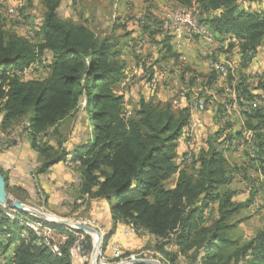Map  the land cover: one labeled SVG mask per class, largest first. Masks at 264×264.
I'll list each match as a JSON object with an SVG mask.
<instances>
[{"label":"trees","instance_id":"16d2710c","mask_svg":"<svg viewBox=\"0 0 264 264\" xmlns=\"http://www.w3.org/2000/svg\"><path fill=\"white\" fill-rule=\"evenodd\" d=\"M40 1L44 11L36 41L0 23L1 127L28 115L30 145L41 158L38 173L70 155L77 163L80 194L107 202L114 226L121 222L153 236L155 250L166 264H177L179 257L186 264H264V228L242 244L228 236L236 225L232 218L243 204L235 203L234 191L227 188L241 169L228 165L225 147L243 140L247 163L264 175V106L243 109L244 102L256 98L251 88L243 86L236 99L229 100V106L236 103L245 117L243 134L234 135L227 122L209 134L205 147L181 168L177 148L187 138L189 108L175 109L171 101L162 104L141 97L125 118L123 96L115 91L127 73L120 50L87 25L62 19L58 12L62 0ZM167 1L185 9L195 6L198 22L216 39L235 36L242 56L257 51L264 41V6L249 10L240 8L239 0ZM142 29L151 40L159 33L154 24ZM153 42L160 59L177 58L171 37ZM35 63L46 68L44 77L25 79L18 73ZM218 79L214 68L208 83L212 86ZM79 114L86 136L82 143L69 151L63 146L65 139L56 145L42 141L49 129ZM175 173L174 185L168 186ZM20 219L67 231L62 225L0 206V264H73L68 253L75 239L71 232L52 252ZM85 239L90 247L89 237Z\"/></svg>","mask_w":264,"mask_h":264},{"label":"rangeland","instance_id":"374dc122","mask_svg":"<svg viewBox=\"0 0 264 264\" xmlns=\"http://www.w3.org/2000/svg\"><path fill=\"white\" fill-rule=\"evenodd\" d=\"M6 4L7 16H10V18L4 15ZM259 6L261 5L255 7L250 1L239 0L240 8L254 10ZM177 7H179L178 4L167 0H62L58 12L62 19H68L74 23H85L94 31L98 38H109L115 44V48L120 50V57L129 69L128 77L126 76L118 84L115 91L123 96V100L127 101V106L131 110L136 107L141 97L162 104L171 101L175 109L180 108L184 103H187L186 106H188L197 97L204 99V110L201 114L203 120L192 135L194 147L196 150H199L205 147L206 137L218 130L222 125L227 122L230 124L234 121L236 123L240 122L241 114L239 113V106H229V100L232 101L231 99L237 97L236 93L240 88L243 86L250 87L254 97L259 98L264 103V66L257 67L255 59L259 49L264 46V41L259 45L257 51L246 53L243 56L241 55L238 39L231 34L221 37L217 36L216 42L218 41V45L213 48L210 47L211 54L209 55L201 54V47L196 43H194L195 45L191 49L195 52L197 51V54L190 53V51L182 53L181 44L178 43L179 41H175L172 44L173 49L178 53L177 59L174 57L160 59L162 57L155 52L158 45L153 40L157 42L164 35L171 37V42H173L172 39H181V37L179 39L175 35L164 32L159 26V21L167 19ZM14 10L17 11L14 13ZM43 11L44 8L40 0H5V2L0 0V23L3 24L6 30L18 34L22 32L24 34L22 36L33 38L32 40L36 41V31H38ZM194 13L197 15L196 8L194 9ZM85 14L87 17H85ZM154 20L155 23H153ZM153 24L159 33L155 34V37L151 40L142 28L143 25L148 26ZM157 25L159 26L158 28ZM132 41H141L143 43L141 57L131 47ZM43 61L45 64H48L50 61L49 56L45 55ZM224 62L229 63L226 80L218 79L221 82L223 81V83L219 84L218 82L210 86L208 81L212 70L214 68L218 69V66ZM35 65L34 67L31 65L24 69L31 68L26 74L25 79H38L45 76L46 68L36 63ZM151 66L153 67L151 68ZM151 71H156L155 73L160 74L158 75V85L154 91L155 93L147 90V79ZM135 72H138V75ZM226 81L227 83L225 84L224 82ZM257 88L259 91H256ZM233 95L234 98H232ZM173 99L176 100L175 103L172 102ZM245 106L246 112L253 110L251 109V105L246 104ZM263 106L264 104L261 105V107ZM218 117H222V120H218ZM27 118L28 115H25L12 121L7 127H1L0 143L1 139H9L14 136L17 138L16 140L11 139L8 148L0 145L1 150L7 151L18 143L21 144L23 142H27L30 145ZM81 118H83V114L64 120L57 127L49 129L42 136V141L56 145L59 140L65 139V141L67 140L70 143L73 136L72 134L68 136L71 123L73 121L78 122L80 124L78 128L81 129L83 124L81 123ZM54 131L58 132L54 134ZM75 142L77 143L78 141ZM232 145L236 146L237 141H234ZM238 145L242 148L239 150L243 153V149L245 150L243 140L239 139ZM63 146L68 148V145L64 143ZM225 155L231 168L235 166L241 169L237 170L234 174L233 181L227 188L234 191L233 201L243 204L240 211L232 218V221L236 225L228 232V236L237 240L239 244H242L264 228V175L259 171H255L249 163H245L241 158L239 159L235 152L225 149ZM67 159L68 161L71 160L70 157H67L62 163L71 175V182H66L62 185L63 195L58 199L54 197V203H51L50 206H47L49 193L43 188L42 184L39 185L37 183L34 184V190L31 191L30 195L20 186L8 189V191L12 192V194L8 193L9 198L44 212L57 220L79 222L96 229L101 235L99 255L102 253L100 256H102L103 261L107 264H116L120 257L123 260L151 258L158 260L160 264H166V262L160 259L161 257L164 258L163 255L159 253L161 257L157 256L158 252L155 250V243L149 239L145 241L142 247L132 251L115 245L116 251L111 249V253L109 254L103 252V247L107 250L108 238L110 237L109 231L107 232V229L105 230L104 228L105 222L101 219V215L102 213L105 214L106 209V206H103L104 200L92 199L99 201V203L96 206H90L91 199L82 196L79 192L80 178L76 176L79 175L77 163L74 164L70 161L67 164L65 163ZM177 162L180 166L185 163L183 154L179 155ZM172 182L173 180L168 181L167 185L170 186ZM61 202L64 203L60 205L59 203ZM1 207L12 210L7 205ZM92 209H95V214L91 212ZM214 213L213 210L210 211V217H213ZM8 216L12 215L8 214ZM20 224L22 223L20 222ZM63 227L71 229L69 226L64 225ZM131 228L134 229L133 227ZM79 233L78 235L73 233L75 238L81 237ZM81 233L83 236H88L90 244H92V241H94L93 237L84 232ZM110 233H113V230ZM135 234L138 237L149 235L146 231H138ZM22 235L26 236V233L23 232ZM52 236L54 242L58 243L60 241V237L56 233H53ZM168 249L176 250L171 247ZM71 260L72 262L81 264V261L78 259L73 260L72 258ZM186 263L187 260L184 257H179L177 260V264Z\"/></svg>","mask_w":264,"mask_h":264},{"label":"crops","instance_id":"0c3cea01","mask_svg":"<svg viewBox=\"0 0 264 264\" xmlns=\"http://www.w3.org/2000/svg\"><path fill=\"white\" fill-rule=\"evenodd\" d=\"M252 4L255 7L258 5H261L258 8H256V9H259L260 7L264 6V0L252 2ZM85 17H87L86 14H85ZM83 24H85V23H83ZM19 34L24 35L22 32H19ZM172 35H175L179 39L181 37L175 33H172ZM172 41L173 42H171V44L175 43V41L176 42L179 41L178 43L181 44V47H182L181 52L182 53L190 51V53L197 54V51L195 52L191 49V47H194L193 45H195L193 42H190L188 40L187 41L181 40V39L180 40H178V39L173 40L172 39ZM262 47L259 49V52L257 53V55L255 57V59L257 61V65H258L257 67H259V66L263 67L264 66V46H262ZM261 50H262V52H260ZM152 67L153 66H151V68ZM128 69L129 68H127V73H126L127 77H128ZM140 72H144V71H140ZM153 72L154 71H151V73H149V75H148V79H147L148 88H147V90H149L152 93H155L154 91L156 88L149 87L150 86L149 78H150V76H152ZM135 73L138 75V72H135ZM218 82H219V84L223 83V81L221 82L220 80L216 81V83H218ZM224 83L226 84V82H224ZM157 85H158V83H157ZM157 85H156V87H157ZM256 91H259V89L257 88ZM255 99L259 100V98H254V99H252V101L244 102V104L245 105L248 104L249 106L251 105V107H252L251 109L260 108L261 105H263L264 103L261 101H255ZM172 102L175 103L176 100L173 99ZM186 104L185 103L182 104L181 107L186 106ZM232 107H233V105H232ZM244 108H245V106L243 107V109ZM239 113L241 114L240 115V118H241L240 122L236 123L234 121L231 124V131L234 135L238 134L239 131L241 132L240 133V135H241L242 131H244V119H245V117L240 112V109H239ZM0 116H1V114H0ZM0 120H1V118H0ZM78 126L80 127V124H78V122L76 123L73 121V123H71V126L68 130V136L71 134L73 135L70 143L67 142V140L64 142V144L68 145L69 151L72 150L75 145L82 143L84 141V139H86V136L84 135L85 129L83 128V126H81L82 127L81 129H79ZM0 129H1V125H0ZM76 129H79V130H76ZM76 135L79 139L76 137ZM75 141H78V142L76 143ZM225 144L222 145L223 148L225 147ZM185 145H186V141L184 139L181 140L180 144L177 148L178 158H179V155L183 154V151L185 150ZM225 148L230 150V151L235 152L239 159L241 158L242 161L247 163L246 156L243 154L244 152L242 153L239 150V149H242L239 145H238V149H237V148H235V146L232 145V142H231V145L229 147H225ZM195 151H196V149H195ZM224 154H225V150H224ZM69 157H70V155H69ZM225 157H226V155H225ZM226 159H227V157H226ZM227 162H228V159H227ZM40 164H41V158H40L38 152L34 148H32L31 145H29V143L27 144V142H23L21 144L18 143L17 145L13 146L11 149H9L7 151H3L0 148V170L5 175L4 177H6V190L8 191V189H13L15 186H20L24 191H26L27 194L30 195L31 191L34 190V184H36V183L39 185L42 184L43 188H45L46 191L49 193L47 206H50L51 203H54V197H57V199H58L59 197H61L63 195V192H62L63 190L61 189V187L64 183L71 182V177H70L71 175H70L69 171H67V169L63 166L62 161L55 163V164L51 165L50 167H48L45 171L38 173V168H39ZM186 165H187V163H184L181 166V168H183V166H186ZM176 179H177V173H175L169 180V181L173 180L172 184L170 185L171 187L174 185ZM7 193L12 194L11 191H8ZM55 202H57V201L55 200ZM63 203L64 202H61L59 204L62 205ZM98 203H99V201H97V200H92V199L90 200V206H96ZM103 203H104L103 206H106V209H105V214L102 213L101 219L103 222H105V227H104L105 230L107 229V232L109 231V234H110V237L108 238V243H107L108 245H107V250H106V252L108 254L111 253V249L114 245H119L123 249L132 251V250L138 249L139 247H142L147 239H149L152 242H155V238L151 235L140 236V237L136 236L135 233L138 231H135L134 229H132L130 225H126V224L120 222L114 226L113 220H112V218L109 214V211H108V204L105 201ZM91 212L93 214H95V209H92ZM98 217H100V216L98 215ZM129 229H132V230H129ZM112 230H113V233H110V231H112ZM13 246H15L14 243L11 245L7 254L11 253ZM113 249H114V251H116L115 248H113ZM73 264H77V263L73 262Z\"/></svg>","mask_w":264,"mask_h":264},{"label":"built area","instance_id":"2783aa9c","mask_svg":"<svg viewBox=\"0 0 264 264\" xmlns=\"http://www.w3.org/2000/svg\"><path fill=\"white\" fill-rule=\"evenodd\" d=\"M5 2V0H1ZM17 10H14V13ZM4 15L7 16V4H6V9H4ZM10 18V16H7ZM159 26L161 30H163L164 27H171V31H181V40H188L190 42L199 44L201 47V54L203 55H209L211 54V49L210 47H214L218 45L217 42H209L207 38H204L201 36V24H198L196 20H194V13H188V12H183V10L176 8L173 13L170 14V16L162 21H159ZM133 46L135 47L136 50L139 51V56H142V49H143V43L141 41H132ZM217 66V64H215ZM36 66L33 64L32 67ZM31 68L27 70H23L21 72H18L19 74L26 76V74L30 71ZM156 71L153 72L152 76H150V87L151 88H156L157 82H158V75L155 73ZM220 74L224 76L225 74V69L220 68ZM236 99V98H235ZM255 101H260L256 100ZM204 99L202 98H195L194 102H191L187 107L189 108V118L188 121H192V128L191 129H185L187 133V138L184 139L186 141L185 145V150L183 151V156L185 163H189L192 160L193 154L195 152V147L193 143V132L197 130V127L201 125V122L203 120L202 118V113L204 110ZM124 103V109H123V116L125 118H128L131 116L132 112L129 110V107L127 106V101L123 100ZM245 110L246 106H245ZM11 139L16 140V136L11 137L9 139H1L0 145L4 148H8L10 146ZM238 143L239 140H237V146L235 148L238 149ZM79 177V175H76ZM43 237L45 239L49 240V243H56L54 242V238L52 236L53 233L47 232L46 230L41 231ZM60 241L56 244H63L65 240H63V236H60ZM78 241V248L76 250V253L74 254V259H78L81 261V264H90V257H91V251H92V244H90V247H88L87 240L85 239V236H83L82 240H77ZM115 246V245H114ZM112 247V249L114 248ZM90 252V253H89ZM83 259V260H82ZM83 261V262H82ZM124 260L120 257L117 261V264L123 263ZM104 264V263H103Z\"/></svg>","mask_w":264,"mask_h":264},{"label":"water","instance_id":"95a60500","mask_svg":"<svg viewBox=\"0 0 264 264\" xmlns=\"http://www.w3.org/2000/svg\"><path fill=\"white\" fill-rule=\"evenodd\" d=\"M0 204L7 205L12 210L35 216L45 223L69 226L71 229L91 235L94 241H92L90 264H96L97 255L99 253L101 246V235L96 229L92 228L91 226L81 224L79 222H67L65 220H57L49 216L48 214L41 212L33 207L26 206L23 203L16 200H11L6 191L5 178L1 173H0ZM95 234L100 237L99 240L97 238H94ZM121 264H160V262L156 259L150 258V259H131L128 262H123Z\"/></svg>","mask_w":264,"mask_h":264},{"label":"bare ground","instance_id":"6f19581e","mask_svg":"<svg viewBox=\"0 0 264 264\" xmlns=\"http://www.w3.org/2000/svg\"><path fill=\"white\" fill-rule=\"evenodd\" d=\"M177 8H179V9H181V10H183V12H188V13H194V9L195 8H189V9H185V8H183L182 6H179V7H177ZM173 13V12H172ZM194 20H196L197 22H198V19H197V17H196V15H195V13H194ZM198 24H200L199 22H198ZM201 36H203L204 38H207V40L209 41V42H216V37H215V35L207 28V27H205L204 25H201ZM163 30H164V32H168L169 34H172V33H175V34H177L178 36H181V31H171V27H164L163 28ZM171 32V33H170ZM131 47H133V49H134V51H135V53L137 54V55H139V51L138 50H136L135 49V47L133 46V44H132V46ZM222 63V62H221ZM228 66H229V63H227V62H224L222 65H220V66H218V72H219V79H221V80H223V81H225L226 80V78H227V76H228ZM220 68H223V69H225V74H224V76L222 75V74H220ZM220 80V81H221ZM232 98H234V95H233V97ZM235 99V98H234ZM233 99V100H234ZM233 106H236V103H234L233 104ZM189 123H188V129H191L192 128V121H188ZM245 131V130H244ZM246 133V132H245ZM242 134H243V132H242ZM70 160V159H69ZM71 161V160H70ZM70 161H68V159H67V161L65 162V163H69ZM73 162V161H72ZM74 164H76V162H73ZM0 206H5V205H1L0 204ZM21 223L23 224V225H25V226H27L28 228H30L38 237H40L41 239H42V241H43V243H44V245H46L52 252H56L57 251V245L58 244H56V243H49V240L48 239H45L44 237H43V235H42V233H41V231L42 230H46L47 232H53V233H56L58 236H63V240H66L67 238H68V233L67 232H71L72 234L74 233L75 235H78V233L79 232H73V231H75V230H71V229H67V231H63V232H58V231H56V230H54V229H52L51 227H49V226H47V225H45V224H42V223H35V222H32V221H30V220H22L21 221ZM73 234V236L75 237V235ZM71 235V234H70ZM79 235L81 236L80 238H75L74 239V241H73V243L69 246V248H68V253H69V256H70V258L72 259V258H74V254L76 253V250H77V248H78V241L77 240H82V238H83V235H82V233L80 234L79 233ZM94 238H97L98 240H99V236H97L96 234L94 235ZM102 254V253H101ZM100 254V255H101ZM99 255V253H98V255H97V260H96V264H107L106 262H104L103 261V258H102V256H100ZM157 256H159V257H161L159 254H157ZM127 259V258H126ZM131 259H133V258H131ZM131 259H128V260H124V262H128L129 260H131ZM161 259V258H160ZM117 264V263H116Z\"/></svg>","mask_w":264,"mask_h":264}]
</instances>
